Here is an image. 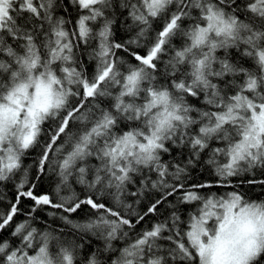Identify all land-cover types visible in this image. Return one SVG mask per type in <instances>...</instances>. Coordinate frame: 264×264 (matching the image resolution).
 Segmentation results:
<instances>
[{
  "label": "snow or ice",
  "instance_id": "6c2138e0",
  "mask_svg": "<svg viewBox=\"0 0 264 264\" xmlns=\"http://www.w3.org/2000/svg\"><path fill=\"white\" fill-rule=\"evenodd\" d=\"M256 188L264 0H0V264H264Z\"/></svg>",
  "mask_w": 264,
  "mask_h": 264
},
{
  "label": "trees",
  "instance_id": "16d2710c",
  "mask_svg": "<svg viewBox=\"0 0 264 264\" xmlns=\"http://www.w3.org/2000/svg\"><path fill=\"white\" fill-rule=\"evenodd\" d=\"M74 16H75V13H73V17ZM122 35H124L122 32L119 33L118 34V38L120 36H122ZM176 43L179 44V41H177ZM120 55H124V54L120 53ZM35 155H36V153L34 152L32 156L27 157L25 159V164L26 165H32L33 161H34V158H35ZM177 158L179 159L180 157H177ZM194 174H197V173H194ZM199 174L203 175V173H199ZM42 180H43V184L38 185V191L39 190H44V191L52 192V190L55 187V183H54L55 178L51 177V176L50 177H46V178L42 177ZM132 190H135V188H133ZM3 191L7 194L8 199H13L14 192H13V189H12L11 185H8L7 187H5L3 189ZM205 191H208V190H205ZM211 191L217 192L218 194H222L226 190L225 189H215L214 188V189H211ZM248 195L251 198H253V199H264V193H262L259 190V188H256V189L252 190L251 192L248 193ZM134 199L135 198H129V202H132V200H134ZM169 199H173V198H169ZM30 203L31 202L27 201V200L22 201L21 207L23 208L24 213H27L29 211L28 205ZM145 204H146V200L142 201L141 204L138 206L137 210L138 211H142L143 208L145 207ZM7 208H8V204L7 203L0 202V212L5 211ZM195 208H196L195 205H184V206H182L181 207V212H180L181 218L186 221L188 219V214L190 212L194 211ZM170 211H171V209L167 207V204L161 205V212L164 215H167ZM39 216H40V220L37 222V225H36L37 227H47V225L43 223V221H45V220H47L49 222V224H51L52 227H56V224H52L51 223L52 222V218L49 217L46 212L39 213ZM15 219L17 221L23 220V219H25V215L23 213H21ZM155 219H156L155 217L146 218L147 222H142L141 225H138L137 226V231H139L140 228L149 227L150 223L154 222ZM182 227H183V225H182ZM9 232H10V229L8 231H6L5 233H0V238L7 239Z\"/></svg>",
  "mask_w": 264,
  "mask_h": 264
}]
</instances>
